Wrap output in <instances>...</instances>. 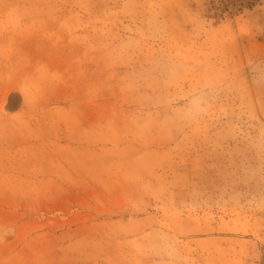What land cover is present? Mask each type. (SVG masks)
I'll return each mask as SVG.
<instances>
[{
    "label": "rangeland",
    "instance_id": "374dc122",
    "mask_svg": "<svg viewBox=\"0 0 264 264\" xmlns=\"http://www.w3.org/2000/svg\"><path fill=\"white\" fill-rule=\"evenodd\" d=\"M264 0H0V264H264Z\"/></svg>",
    "mask_w": 264,
    "mask_h": 264
},
{
    "label": "bare ground",
    "instance_id": "6f19581e",
    "mask_svg": "<svg viewBox=\"0 0 264 264\" xmlns=\"http://www.w3.org/2000/svg\"><path fill=\"white\" fill-rule=\"evenodd\" d=\"M258 23V20L261 22H264V16H257L256 19H255ZM4 236V233L3 232H0V238H3ZM258 252L256 253L257 254V257L259 258V261H262L264 263V246H261L258 250Z\"/></svg>",
    "mask_w": 264,
    "mask_h": 264
}]
</instances>
